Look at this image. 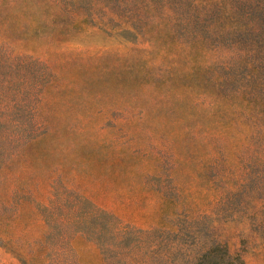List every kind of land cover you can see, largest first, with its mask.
<instances>
[{"label": "rangeland", "instance_id": "1", "mask_svg": "<svg viewBox=\"0 0 264 264\" xmlns=\"http://www.w3.org/2000/svg\"><path fill=\"white\" fill-rule=\"evenodd\" d=\"M0 264H264V0H0Z\"/></svg>", "mask_w": 264, "mask_h": 264}, {"label": "trees", "instance_id": "2", "mask_svg": "<svg viewBox=\"0 0 264 264\" xmlns=\"http://www.w3.org/2000/svg\"><path fill=\"white\" fill-rule=\"evenodd\" d=\"M240 262L243 263V261L240 259Z\"/></svg>", "mask_w": 264, "mask_h": 264}]
</instances>
